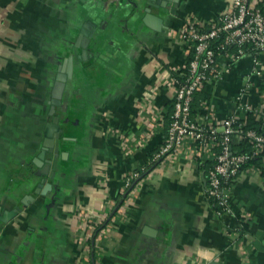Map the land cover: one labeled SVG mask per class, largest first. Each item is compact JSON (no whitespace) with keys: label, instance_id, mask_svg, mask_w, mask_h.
I'll list each match as a JSON object with an SVG mask.
<instances>
[{"label":"crops","instance_id":"0c3cea01","mask_svg":"<svg viewBox=\"0 0 264 264\" xmlns=\"http://www.w3.org/2000/svg\"><path fill=\"white\" fill-rule=\"evenodd\" d=\"M149 3L0 0V264H264V158L235 180L222 216L205 195L212 163L184 144L124 188L167 136L168 82L187 58L178 29L189 14L211 21L229 0H162L156 28ZM84 40L85 60L75 46ZM71 54L73 77L51 114ZM259 57L261 74L247 55L200 91L217 118L248 117L237 100L245 87L244 101L264 105ZM56 115L64 131L39 177L34 160Z\"/></svg>","mask_w":264,"mask_h":264},{"label":"built area","instance_id":"2783aa9c","mask_svg":"<svg viewBox=\"0 0 264 264\" xmlns=\"http://www.w3.org/2000/svg\"><path fill=\"white\" fill-rule=\"evenodd\" d=\"M258 4L253 0H229L227 8L209 22L190 14L185 18L178 35L187 58L168 82L173 89L174 108L167 136L147 164L125 175L126 190L143 178L148 165L166 159L184 144L192 154L213 160L206 172L205 195L218 216L229 210L235 180L264 151V133L249 127L248 117L235 114L217 118L206 102V113L193 118L191 104L197 92L222 78L231 63L247 55L252 56L255 70L261 74L258 66L264 50V2ZM249 92L243 88L237 100L247 113L264 118V105L253 107L244 101ZM234 142H248L251 149L235 150Z\"/></svg>","mask_w":264,"mask_h":264},{"label":"water","instance_id":"95a60500","mask_svg":"<svg viewBox=\"0 0 264 264\" xmlns=\"http://www.w3.org/2000/svg\"><path fill=\"white\" fill-rule=\"evenodd\" d=\"M162 0H157V4H153V3H149L148 7H147V12L148 14L146 15L145 21L147 22V24L149 26L152 27H158L156 24V22L160 23V20H157L158 18H156L155 16H153L152 14V9L153 7H157V8H162L164 7V4H161ZM76 48L78 47H83L84 51H81V55H82V59L85 60L86 59V48L88 47V44L86 42V40L84 41H77L75 43ZM60 71L62 73H59L57 75V79L55 82V86H54V90H53V99H52V106H51V114H55L57 111V107H60L62 104V98H63V94H64V89L66 86V81L68 79H72L73 77V71H74V56L71 54L68 57L65 58V60L62 63V66L60 67ZM63 129L60 126V118L58 115H56L53 119V121L51 123H49L47 125V128L45 130V140L43 143V149L41 151V153L39 154V156L37 157L36 160H34V162L39 166V168H41V172L36 174L39 177H43V176H47V171L44 170L43 166L41 165L42 162H38V161H42L43 163L46 162L48 165L52 164V160L51 159H45L47 152H51L54 153V147H55V140L57 138H60L61 133H63ZM47 165V166H48ZM52 188V186L50 184H48L47 186H45L42 190V186H39L37 188V192L42 194L46 193V189L47 188ZM213 264H221L219 262H214Z\"/></svg>","mask_w":264,"mask_h":264},{"label":"trees","instance_id":"16d2710c","mask_svg":"<svg viewBox=\"0 0 264 264\" xmlns=\"http://www.w3.org/2000/svg\"><path fill=\"white\" fill-rule=\"evenodd\" d=\"M249 52H251V50H248ZM252 53V52H251ZM253 55H255L253 53ZM203 97L201 95L200 92H197L194 96V100L191 104V114L192 117L198 114H204L205 109L203 107ZM248 123H249V127L251 128H255L258 131L264 133V118H255L254 115L252 113H249L248 115ZM233 148L235 150H240V151H245V150H250L251 146L248 142H241V143H236L234 142ZM151 154V153H150ZM263 158H264V151L262 152V154L260 156L254 157L249 163L248 165H257V166H263ZM202 165L204 167H208L209 163H213L212 160L209 159H205L203 161ZM151 168V165L148 167V170H146L145 172H143V176L149 172ZM209 168V167H208ZM207 172V170H206ZM247 229V225H244L243 230Z\"/></svg>","mask_w":264,"mask_h":264}]
</instances>
